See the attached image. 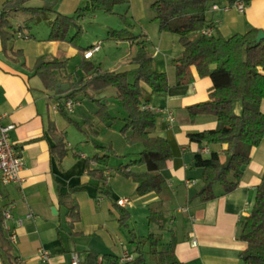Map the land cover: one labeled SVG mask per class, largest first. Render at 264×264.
<instances>
[{
    "label": "crops",
    "instance_id": "crops-1",
    "mask_svg": "<svg viewBox=\"0 0 264 264\" xmlns=\"http://www.w3.org/2000/svg\"><path fill=\"white\" fill-rule=\"evenodd\" d=\"M6 1L8 0H0V14ZM216 4L219 8L211 7L207 14L210 23L208 27L213 28V35L221 34L228 38L253 28L264 31V0L249 1L243 12L229 0H218ZM54 18L55 15L48 18L50 28ZM17 27L16 39L10 42L7 48H4L0 37V116H4V123L15 125L11 131V139L24 157L25 167L19 182L1 186L3 201L0 203V209L14 204L13 219L9 223L18 236L17 241L12 243L9 234L8 237L21 264H42L39 259V249L42 247L52 253L53 264H72V254H80V251L66 245L63 234L66 231L68 239L71 240L73 234H81L82 231H75L77 224L74 229L70 224L69 227L66 226L69 219L66 208L59 203L60 192L73 190L81 208L83 202H86L96 215H100L101 221H98L97 227L105 226L104 222L114 216L115 212L114 208L109 206L102 209L106 201L100 197L97 180L92 178L86 169V159L89 155L77 150H68L69 153L60 158L53 152L57 140L51 132V125L54 124L59 132L66 134L69 124L60 110L56 111L54 108L60 102L59 97H53L45 90L41 78L34 74L33 67L42 56L69 61L80 53H83L84 57V51L72 46L68 41H50L49 35L44 40H33L34 36L23 26L18 24ZM142 36L141 40H130L129 53L127 51L119 57L120 62L114 65L113 69L105 70L119 71L124 64L123 68L137 72L138 65L134 62V57L142 50L149 52L147 45L150 42L154 44L147 34ZM172 41V48H165L163 52L158 46L155 53H150L155 60V69L168 74L170 89L165 94L150 95L151 89L147 86L145 88L149 94L147 96H150L147 107L157 110L159 114L157 126L152 133L165 137L170 142L174 158L169 162L168 169L163 172L167 179L164 190L160 194L141 196V199L150 208L173 212L169 219L170 226L162 230L161 222L154 221L156 227L153 232L162 234L166 240L174 238L176 255L185 264H245L241 253L247 244L239 237L240 222L250 215L257 187L264 176V141L254 149L252 160L245 167L236 189L225 192L224 188L217 184L214 188V199L204 202L195 197L203 185L195 191H192V185L199 182L198 178L202 179L203 172L202 169L191 168L190 164L194 153L202 146L191 142L189 134L214 129L218 126V121L213 115H200L192 121L188 108L208 100L212 80L210 77H201L193 67L187 80L179 85L173 60L181 55L183 46L180 40ZM160 42L164 44L166 40ZM97 43L100 41H93L85 50ZM102 45L101 43V49L90 60L102 51ZM19 50L23 51L22 55L18 53ZM76 70H79V67H76ZM240 107L238 104L237 108ZM261 109L264 112V100ZM87 112H90V116L85 115L84 118L94 116L95 112ZM171 114L174 116L173 122L169 120ZM72 147L70 143L67 144V148ZM213 147L219 150L225 160L224 151L228 145ZM93 166L97 167L96 164ZM105 174L108 178L111 176L107 170ZM187 181L193 183L188 185ZM105 187L113 192V203L121 198L128 199L116 197L110 183L107 182ZM82 194L86 196L85 200L81 198ZM173 202L177 203L175 209L171 207ZM129 203L130 201L126 208ZM96 207L101 208V212H98ZM182 207H185L186 211H180ZM53 208H56L57 213L53 212ZM31 212L35 217H28ZM63 216L67 217V228L63 227ZM20 220L23 221L22 225L17 224ZM152 222L149 219L150 225ZM194 240H197L196 246L193 245ZM124 250L134 253V250L129 248ZM80 257L82 259L81 254ZM0 264H6L1 253Z\"/></svg>",
    "mask_w": 264,
    "mask_h": 264
},
{
    "label": "trees",
    "instance_id": "trees-1",
    "mask_svg": "<svg viewBox=\"0 0 264 264\" xmlns=\"http://www.w3.org/2000/svg\"><path fill=\"white\" fill-rule=\"evenodd\" d=\"M31 0H8L4 3L0 14V37L4 48L15 37V26L10 17L14 13L29 12L32 19L39 21L41 17L48 19V14L55 13L51 22L50 41H68L77 49L85 51L80 42L70 37L72 28L78 27L77 17L58 13L55 6L58 0H42L43 5L28 6ZM127 0H91L88 7L94 10L113 12L114 7ZM218 0H153L151 8L158 21L160 31L179 36L183 52L173 60L176 67L177 83L183 84L191 68H196L201 77H210L212 87L206 101L189 106L192 121L200 115H213L218 126L189 134L191 142L198 146H209L211 152H195L190 164L191 168L202 169L203 187L195 197L202 201H210L216 197L215 185L219 184L225 192L236 189L242 179L245 167L252 160V153L264 141V112L261 104L264 100V38L259 41L260 30L253 28L246 33H237L231 37L221 34L202 35L200 31L208 26V10ZM239 0H229L234 4ZM248 3L251 0H243ZM81 15V12L79 13ZM18 53L23 54L22 50ZM138 65L136 78L131 81L127 71H103L92 60L83 57L80 71L69 69V61L57 57H40L36 61L33 72L39 76L45 90L53 97H59V110L67 116L65 107L69 99H78L85 94L98 104L93 117H86L85 124L91 126L96 135L98 124L113 122L115 117L109 110V102L102 94L110 87L116 89V96L126 111L125 125L122 132L130 144H141L143 150L132 165L146 169L135 171L130 166L120 168V172L137 184V193L144 196L150 193L160 194L167 184L164 171L174 158L170 142L162 136L153 135L152 131L158 123L159 114L146 108L149 97L145 86L151 89L150 95L165 94L170 89L169 77L166 72L155 69L152 54L142 50L134 57ZM240 104V108L238 107ZM71 120V119H70ZM82 128V127H81ZM51 132L57 140L53 152L63 158L69 152L66 134L51 125ZM97 153L87 157L86 169L89 175L97 180V189L109 197L113 192L105 187V174L109 165L107 147L94 142ZM227 144L223 160L215 145ZM79 157V156H77ZM96 164L97 167L93 165ZM114 201V199H113ZM59 203L67 210L69 224L72 229L81 220L80 204L74 191L60 192ZM119 207V220L122 225L130 217L128 208ZM166 212L150 208V221L162 223ZM4 208L0 209V253L6 264H21L19 257L13 252V246L5 230ZM135 259L130 264H185L176 255V240H166L162 234L150 232L141 235L131 232ZM240 239L247 246L241 253L245 264H264V176L257 187L256 198L250 215L240 222ZM80 264H121L119 255L106 254L103 257L94 251H86Z\"/></svg>",
    "mask_w": 264,
    "mask_h": 264
},
{
    "label": "rangeland",
    "instance_id": "rangeland-1",
    "mask_svg": "<svg viewBox=\"0 0 264 264\" xmlns=\"http://www.w3.org/2000/svg\"><path fill=\"white\" fill-rule=\"evenodd\" d=\"M90 1L58 0L55 10L64 15L77 17L78 27L72 28L70 37H74L79 31L75 40L80 42L82 48H89L93 41H100L103 44L102 51L97 53L92 59L103 71H107L105 69H113L114 65L120 62L119 57L127 51L129 53V41L141 40L140 38L143 37V34H147L149 40L154 41V44L150 42L147 45L150 49L149 53H155L158 46L164 52L165 48L170 49L173 47L174 42L172 40H179L176 34L161 33L159 23L154 19L155 14L151 8L152 0H127L124 3L116 5L113 12L94 10L88 7ZM27 5L38 7L42 6L43 2L42 0H31ZM80 12L81 15H79ZM54 15L55 13L48 14L49 19L52 16L54 17ZM10 20L16 28H18V24L23 26L28 33L34 36L33 40H44L51 31L48 19L41 17L39 21H35L29 12H18L14 16L11 15ZM15 39L16 37H14L12 42ZM160 40H166V42L162 44ZM82 60L83 53L78 54L75 58H70L69 69L80 71L82 74ZM76 67H79V70H76ZM123 67L124 64H122V69L119 71H127L130 80L134 81L136 72H131L129 68L127 70V68ZM145 95H149L147 91ZM97 96L103 97L109 102V110L115 117V120L107 124L101 123L96 125L99 130V134L96 135L91 126L85 124L84 117L85 115L90 116V112L87 111L96 112L98 104L89 99L87 95L82 94L78 99H75L77 102L74 111H68L67 116L61 113L69 124L66 130V143H70L73 146L72 148H68L69 151H81L89 155V157H94L97 153L94 142L107 147L109 165L106 170L111 173V176L107 177V182L113 186L116 197H128L130 203L127 208L130 212V217L126 221V224L122 225L119 220V207L113 203V197L111 198L101 193L100 197L106 201L102 209L108 206L114 208V216L109 217L104 222L105 226L100 225L97 227L96 224L99 223L98 221H101L99 220L100 215H96L94 210L88 207L86 202H83L82 208L80 207L81 220L77 223L75 229V231H82V233L73 234L71 240L68 239L66 231L63 236L65 238L64 243L76 248L80 251V254L83 255L86 251L91 250L103 257L106 254L120 255L126 248L134 250L135 245L131 241L133 239L131 232L135 234L145 233L147 235L155 231L156 223L153 221L152 225L149 224L150 206H147L143 199H141V196L138 195L136 183L120 172V168L125 166H130L135 171L146 169L145 166L138 167L132 165L133 161L139 158L143 146L141 144L128 143L125 134L122 132V128L125 125L124 119L127 115L122 102L116 96V89L110 87ZM198 181L192 185V191L198 190L203 185L202 179L198 178ZM81 198L85 200L86 196L82 194ZM171 207L175 209L177 203L173 202ZM102 209L96 207L98 212H101ZM172 213L167 210L163 218L164 220H162V223L166 227L170 226L169 219ZM65 219L67 217L63 216V227H69V223ZM66 222L68 225L65 226Z\"/></svg>",
    "mask_w": 264,
    "mask_h": 264
},
{
    "label": "built area",
    "instance_id": "built-area-1",
    "mask_svg": "<svg viewBox=\"0 0 264 264\" xmlns=\"http://www.w3.org/2000/svg\"><path fill=\"white\" fill-rule=\"evenodd\" d=\"M235 7L243 12L247 6V3L243 0H239L234 3ZM213 9H218L219 6L215 3L212 5ZM202 35L212 36L213 28L206 27L200 31ZM101 49V43H97L92 46L90 49L84 51V57L90 60L96 52ZM76 105V100L69 99L65 103V107L68 111H73ZM55 110H59V105L54 106ZM148 108V107H146ZM155 110V109H153ZM158 112L157 110H155ZM4 116H0V203L3 201V194L1 191V186L9 185L15 182H19L21 180V172L25 167V159L21 153V151L15 146L11 139V131L15 128L14 124H7L3 122ZM171 122L174 121V116L171 114L169 117ZM198 152L201 153H209L211 152V147L203 146ZM193 181H187V184H192ZM129 199L121 198L118 200V204L122 207H125ZM13 208L14 204H10L4 208V223L3 226L5 230L8 232L10 240L12 243L17 241V234L14 233L12 226L9 221L13 219ZM180 211H186L185 207L180 208ZM29 218L35 217L31 212L28 214ZM23 221L20 220L17 224L22 225ZM193 245H197V240L193 241ZM121 264H130L135 259V254L129 250H123L121 256ZM39 259L42 264H53L52 263V253L42 247L39 249ZM81 257L80 254L74 252L72 254V264H80Z\"/></svg>",
    "mask_w": 264,
    "mask_h": 264
},
{
    "label": "water",
    "instance_id": "water-1",
    "mask_svg": "<svg viewBox=\"0 0 264 264\" xmlns=\"http://www.w3.org/2000/svg\"><path fill=\"white\" fill-rule=\"evenodd\" d=\"M263 38H264V31L263 30H260L259 36H258V40L261 41ZM53 212L54 213H57L56 208H53Z\"/></svg>",
    "mask_w": 264,
    "mask_h": 264
}]
</instances>
